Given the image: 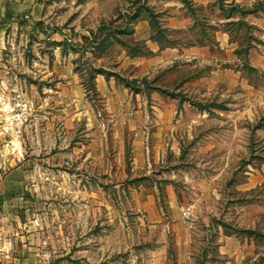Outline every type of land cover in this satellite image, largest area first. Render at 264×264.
I'll return each mask as SVG.
<instances>
[{
	"label": "rangeland",
	"instance_id": "1",
	"mask_svg": "<svg viewBox=\"0 0 264 264\" xmlns=\"http://www.w3.org/2000/svg\"><path fill=\"white\" fill-rule=\"evenodd\" d=\"M39 1L44 8L34 16L41 18L36 21L40 26L12 29L17 34L0 62L3 264H264V70L248 63L254 26L246 21V14L264 10V0H257L252 8L233 7L220 13L221 17L237 13L242 17L232 28L241 47L238 53L245 81L253 87L246 84L244 94L261 97V103L253 107L255 119L245 121L243 151H220L217 136L214 143L218 146L203 154L211 163L198 166L185 154L182 176L173 179L178 203L190 205L195 196L192 190L217 188L231 198L235 181H246V172L256 173L259 184L247 197L238 202L218 200L211 206L217 214L227 202L228 224L224 226H235L242 236L253 238L254 247L249 250L254 256L243 262L219 257L217 248L205 249L208 236L203 232L195 234L192 246L177 243L176 234L164 225L175 219L177 225L187 227L192 219L188 216L184 221L178 208L158 198L162 187L158 179H169L174 173L162 174L161 160L137 167L134 136L124 134L123 126L112 121L113 113L105 110L103 98L87 86L90 67L114 73L118 66L113 61L116 51L110 59L99 61L104 51L96 37L108 36L105 51L116 46L138 49L140 44L127 37L135 33L139 20H147L153 34L164 39L160 15L150 4L154 0ZM128 22L134 28L131 35H127ZM204 96V92L191 94L190 109L194 116L207 112V118H213L212 128H219V113L229 107L219 102L217 93ZM225 154L229 166L214 186L204 176L219 172ZM195 171L201 176L197 184L186 176ZM139 176L148 177L135 181ZM205 205V201L196 202L199 227L210 215ZM239 207L247 216H239ZM163 242L167 248L157 249Z\"/></svg>",
	"mask_w": 264,
	"mask_h": 264
},
{
	"label": "crops",
	"instance_id": "2",
	"mask_svg": "<svg viewBox=\"0 0 264 264\" xmlns=\"http://www.w3.org/2000/svg\"><path fill=\"white\" fill-rule=\"evenodd\" d=\"M188 2L192 3L193 8L188 7ZM256 2L257 0H224L223 3H217V0H154L150 4L157 8L156 13L160 15L164 39L159 34H153L147 20H139L135 24V33L127 39L138 42L145 54L131 56L128 50L116 46L102 51L103 54L98 56L99 61L105 57L110 59L112 52L116 51L117 58L113 61L118 66L115 74L125 78H147L162 90L182 92L184 98L172 97L159 90L135 93L114 75L98 74L95 78L96 94L103 98L105 110L113 113L112 121L123 126L125 135L132 134L135 138L133 150L137 167L161 160V173L165 174L168 170L174 173L169 179H158L164 190L161 187L158 198L167 199L172 209L178 208L184 221L188 216L192 221L188 222L187 227H182L173 219L174 223L164 225V228L172 229L176 234L177 243L184 247L192 246L195 234L203 232L208 236L205 249L217 248L219 257L228 261L236 260L235 262H243L244 259L254 256L253 251L249 250L254 247V240L242 236L235 226L228 229L224 226L228 224L224 215L229 209L227 202L224 209H218L217 214L213 213L217 210L211 206L218 200L230 199L238 202L247 197L259 184L256 173L246 172L249 174L246 181H235L234 188H231V198L228 197L227 191L224 196L217 188L214 190L210 187L209 191L204 192L192 190L195 196L190 205L178 203L179 191L176 190L177 183L173 179L182 176L185 154L186 157L195 159L192 163L198 166L211 163L207 162L203 154L206 156V152L218 146L214 143L217 136L221 138L220 151L227 154H241L243 151L245 121L252 122L255 119L253 107L261 103V97L258 93L253 96V92L251 96L244 94L246 84L247 87H253L245 81L247 79L244 77L240 63L242 59L238 53L241 47L236 37L237 32L232 28V24L242 17H239L238 13L221 17L220 13L233 7L240 10L252 8ZM43 8L44 5L39 0H0V62L10 49L9 42L13 35L17 34L11 30L37 29L36 21L41 18L35 17L34 14H42ZM246 15V21L254 26V41L249 49L248 63L253 68L264 70V10ZM117 49L121 51L118 52ZM197 92H204L205 96L217 93L219 102L229 107V110L219 113V128H212L213 118H207V112L202 111L194 116L190 109L193 103L189 98ZM244 106L250 107L245 110ZM149 107L156 111H149ZM215 125L218 127V124ZM257 133L260 132L255 135ZM201 154L203 158H195ZM223 161L218 173L209 172L208 177L204 176L214 186L217 185L216 179H223L224 170L229 166L228 155L226 158L225 154ZM186 176L190 181H194L193 184H197L201 177L198 171ZM147 177L139 176L135 181ZM198 201L206 202L205 208L210 214L205 217V225L200 227L195 223ZM166 207L169 206L165 205ZM245 212L247 211L243 208H237L240 217L245 216ZM150 216L154 217L152 214ZM158 222L161 223V220ZM156 248L164 250L167 245L163 242ZM2 249L0 245V264H3ZM211 259L209 256V262Z\"/></svg>",
	"mask_w": 264,
	"mask_h": 264
},
{
	"label": "trees",
	"instance_id": "3",
	"mask_svg": "<svg viewBox=\"0 0 264 264\" xmlns=\"http://www.w3.org/2000/svg\"><path fill=\"white\" fill-rule=\"evenodd\" d=\"M245 12L248 13L247 11H245ZM135 19H137V15L135 17H133L132 21H134ZM127 25H129V27H130L129 29H127V35L133 34L134 28L132 27V22H128ZM39 26H40V24L37 23L36 27H39ZM160 31L163 32L162 30H160ZM113 33L115 35L116 31ZM107 37L108 36H106V35H105V37H102V35L99 37H96V40H100V42L98 44H99V46H102V48H101L102 51H105V47L107 46L106 45L107 43L105 42V41H107V40H105V39H107ZM109 37L111 38V35ZM129 53L131 56H137V55L145 54L146 52L141 47H139L138 49H136V48H134L132 50L130 49ZM98 74H106L107 76H111V75L116 76L117 78H119V80L121 82H123L128 88H131L135 93L149 92L151 90H159V91H162L163 93H165L169 96H172V97H175V96H180L182 98L185 97V95L182 93H175V91L162 90L161 88H158L155 86V82L149 81L147 78H143V79H136V78H130V77L125 78V77H122V76L117 75L115 73H112L110 71L101 69V68L90 67L88 69V75H87L85 80H87L86 82H87V86L89 87V89H91V91L95 92V94H96L95 78Z\"/></svg>",
	"mask_w": 264,
	"mask_h": 264
}]
</instances>
